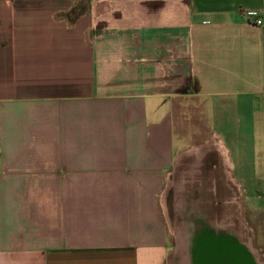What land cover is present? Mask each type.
<instances>
[{
    "label": "crops",
    "instance_id": "obj_1",
    "mask_svg": "<svg viewBox=\"0 0 264 264\" xmlns=\"http://www.w3.org/2000/svg\"><path fill=\"white\" fill-rule=\"evenodd\" d=\"M241 12L264 0H0V264H167L180 192L264 260V24Z\"/></svg>",
    "mask_w": 264,
    "mask_h": 264
},
{
    "label": "rangeland",
    "instance_id": "obj_2",
    "mask_svg": "<svg viewBox=\"0 0 264 264\" xmlns=\"http://www.w3.org/2000/svg\"><path fill=\"white\" fill-rule=\"evenodd\" d=\"M177 182H179V176H176ZM178 184V183H177ZM191 186L189 185V181H187L186 185V191H190ZM181 193V192H180ZM180 193L177 196H174L171 194L170 196L166 197L165 199V208L168 210L169 215V222H170V245H169V255H168V262L167 264H193L192 263V251H191V241L192 236L194 233V227L193 225H188V223H184L182 220V213L184 212L185 203H183V195H180ZM167 196V195H166ZM165 197V196H164ZM164 203V202H163ZM200 206L198 208L192 207L187 213H189V216L191 218L199 217L202 218L204 215L202 214L200 210ZM228 216H235L234 225H228L227 221L230 222V220L227 218ZM238 217V218H237ZM205 219V218H204ZM218 220L220 222L218 224H221V227L219 229V226H216L215 231H219L220 233H223L228 236H232L239 241H242L244 232L240 226L241 219L238 216L237 212H233L232 210H229L228 208H220L218 211ZM233 220V219H232ZM206 221V219H205ZM194 223V222H193ZM208 223V222H207ZM208 225L210 228H214V223H210L209 221ZM213 224V225H212ZM196 228V227H195ZM217 228L219 230H217ZM189 236V237H188ZM248 246V245H247ZM252 250V249H251ZM257 255L254 250H252ZM256 260L259 264H264V260L260 259L259 257H256Z\"/></svg>",
    "mask_w": 264,
    "mask_h": 264
},
{
    "label": "water",
    "instance_id": "obj_3",
    "mask_svg": "<svg viewBox=\"0 0 264 264\" xmlns=\"http://www.w3.org/2000/svg\"><path fill=\"white\" fill-rule=\"evenodd\" d=\"M196 227V228H195ZM191 241L193 264H259L254 252L238 239L197 221Z\"/></svg>",
    "mask_w": 264,
    "mask_h": 264
},
{
    "label": "flooded vegetation",
    "instance_id": "obj_4",
    "mask_svg": "<svg viewBox=\"0 0 264 264\" xmlns=\"http://www.w3.org/2000/svg\"><path fill=\"white\" fill-rule=\"evenodd\" d=\"M192 199H193V197L188 202H186L184 212L182 213V220L181 221H183L184 223H188V225L193 224V218H191V216H189V213H187L192 207L195 208V204H191ZM204 215H206V214L204 213ZM208 220L206 219V221H204L207 225H209V221H210V223H213L211 220H209V221ZM235 220L237 221L238 219H235ZM207 221H208V223H207ZM214 228L216 229V227H214ZM220 228H222V227L219 226V229ZM219 229L217 228V230H219Z\"/></svg>",
    "mask_w": 264,
    "mask_h": 264
},
{
    "label": "built area",
    "instance_id": "obj_5",
    "mask_svg": "<svg viewBox=\"0 0 264 264\" xmlns=\"http://www.w3.org/2000/svg\"><path fill=\"white\" fill-rule=\"evenodd\" d=\"M241 14L250 18L252 23H254L255 25L262 26L264 24L262 19L259 17L258 13L256 12H248V13L241 12Z\"/></svg>",
    "mask_w": 264,
    "mask_h": 264
},
{
    "label": "bare ground",
    "instance_id": "obj_6",
    "mask_svg": "<svg viewBox=\"0 0 264 264\" xmlns=\"http://www.w3.org/2000/svg\"><path fill=\"white\" fill-rule=\"evenodd\" d=\"M224 148V147H223ZM221 150V149H220ZM224 155H226V154H224Z\"/></svg>",
    "mask_w": 264,
    "mask_h": 264
}]
</instances>
